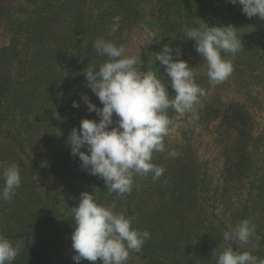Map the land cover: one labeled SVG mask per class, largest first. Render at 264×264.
<instances>
[{"label":"trees","instance_id":"16d2710c","mask_svg":"<svg viewBox=\"0 0 264 264\" xmlns=\"http://www.w3.org/2000/svg\"><path fill=\"white\" fill-rule=\"evenodd\" d=\"M210 1L213 0H161L160 12L172 15L176 22L174 28L178 29L175 32L176 38H179L172 46L174 50H181L182 60L194 44L193 40L186 38L185 28L197 27L194 18L201 17L200 10ZM1 2L0 31L7 33L8 41L0 48V174L9 164L16 163L21 176V186L12 198L18 201L16 207L21 216L15 225L17 231L3 234L5 237L24 238L28 253H20L21 258L41 261V264H58L50 257L51 261L48 257L40 259L39 244L56 242L62 229L68 232L71 226L75 227L73 207L78 206L80 194L84 191L93 193L98 203L112 207L117 205L114 211L121 204L125 206V211L132 208L131 214L144 204L160 206L145 218L146 223L143 222L139 229L150 233V239L138 252L141 261L145 262H153L154 256L159 260L167 255L173 258L175 252L180 254L182 245L194 243L195 252L210 264L213 251H207V245L212 238L201 237L194 228L198 224L192 223L193 216L203 210L201 207L214 208V203L226 200L241 202L243 206L236 209V213L241 214H237L240 219L254 213L256 218L264 220V171H258L255 158L246 149L249 142L254 148L259 138L247 141L250 122L236 103L230 102L226 107L206 104L203 112L208 116L221 115L223 119L212 129L219 136L214 142L222 147L223 156L222 166L215 174L209 172L207 162L199 160L188 147L190 145L175 144L172 148L164 141L166 150L154 152L152 160L165 169L161 177L153 180L151 174L136 176L132 192L120 196L109 192L102 179L84 171L78 156L71 154L67 141L72 129L78 130L84 118L97 122L99 119L95 112L87 110L82 97L87 95L93 103L102 107L98 97L86 86L84 74L87 67L98 68L107 59L97 53L93 43L98 38H104L117 45L122 44L131 25L126 22L132 23L138 16L136 6L129 7L126 0H14L15 4L11 6H4ZM227 8L229 13L218 17V22L211 20L210 26L232 24L238 31L246 22V19L242 21L246 15L239 7L230 5ZM215 14L212 16L215 17ZM116 16L121 17L119 29L110 35ZM156 22L159 25L158 18ZM166 23L169 25L168 21ZM262 43L259 40L244 54L261 47ZM140 58L144 71H148L149 65L158 78L169 83L170 78L159 61L155 62L153 58L154 61L151 59L150 62L143 52ZM73 101L79 104L78 108L72 106ZM225 117L228 126L233 127V133L226 127ZM42 131L44 133L41 134ZM36 141L41 142L38 147L33 145ZM25 148L31 151L23 152ZM173 149L178 155L170 157L168 151ZM56 181L61 183L67 199L62 219H57L53 213L55 200L59 199L52 192ZM0 182H3L0 188H3L2 178ZM42 197L55 200L50 202V209L46 211L48 221L39 224V210L33 206ZM141 214L138 211L136 217ZM224 229L232 230L226 223ZM217 241L220 240L213 244ZM235 242L224 241L220 250L233 247ZM68 251L67 248L66 257L60 264H75L72 259L75 253ZM188 262L186 257L179 264ZM80 264L97 262L82 260Z\"/></svg>","mask_w":264,"mask_h":264},{"label":"clouds","instance_id":"9594fccd","mask_svg":"<svg viewBox=\"0 0 264 264\" xmlns=\"http://www.w3.org/2000/svg\"><path fill=\"white\" fill-rule=\"evenodd\" d=\"M242 6L248 17L264 20V0H227ZM120 16L113 18L110 35L119 29ZM232 24L209 26L201 20L198 27L185 28L187 39L194 41L197 53L207 64L210 85L225 81L234 71L232 60L222 53L235 56L244 49L241 36ZM93 47L107 59L99 67H87L84 74L87 87L98 97L102 107L93 103L87 95L84 100L87 110L99 118H84L79 129L73 128L68 137L71 154L78 156L81 168L88 174L104 181L111 193L130 194L136 176H148L158 180L165 169L152 162L154 152H164V138L172 123L167 112L193 113L206 94L196 82L192 67L180 59L181 50L163 45L155 54V62L164 66L171 88L169 96L165 85L156 72L143 70L139 55H126L124 45L98 38ZM74 108L79 104L73 101ZM115 116V119H114ZM198 118V117H196ZM81 149H84L83 151ZM170 157L178 152L168 151ZM0 178L4 186L0 199L10 201L21 186V176L16 163L9 164ZM75 228L71 234L72 256L75 264L82 260L100 261L101 264H127L131 252H140L150 239L147 230L134 228L133 217L117 213L112 206L98 203L93 193L80 194L79 204L73 207ZM256 232L255 224L242 220L230 232L225 231L224 240L238 241L243 247ZM21 250L0 232V264H13ZM216 264H264L248 251L240 252L229 246L218 252Z\"/></svg>","mask_w":264,"mask_h":264},{"label":"rangeland","instance_id":"374dc122","mask_svg":"<svg viewBox=\"0 0 264 264\" xmlns=\"http://www.w3.org/2000/svg\"><path fill=\"white\" fill-rule=\"evenodd\" d=\"M1 3L4 6L15 4L14 0H2ZM126 3L129 7L132 8L136 6L138 9V16L134 22H126V24H131L129 32L122 43L126 49V55L140 56L141 52H143L151 62V59L154 61L155 54L161 51L160 48H162L163 45L169 44L173 48L172 45L176 42L175 40L179 38H176L177 34L175 32L178 31V29L176 27L174 28V23L176 22L173 21L172 15L168 16L166 12H160L163 5L161 0H126ZM230 5L239 7L240 11H242V6L239 4L233 5L228 3L227 0L210 1L209 5L206 4L205 8L199 9L201 11V17L197 19L195 16L194 19H196L195 21L198 24H196V26H199L201 20L209 26L212 23L211 20L213 22H218V17H222L226 13H229L227 7ZM213 14H215V17L212 16ZM157 18L159 19V25L156 22ZM245 19L246 22H244L237 31V35L241 36L244 49L239 51L235 56L226 53L222 54L227 59L232 60L234 67L232 74L225 81L210 85L207 76V64L197 53L193 44L192 50L186 53V57L183 58V60L187 61L189 66L192 67L195 82L205 90L206 94L200 97V103L195 106V117L193 113H185L183 115L177 114L171 108H169L167 112L172 123L170 125L169 134L164 138V141L171 144L172 148L175 144L190 145L188 147L193 150L199 160L207 162V168H209V172L212 174H215V171L222 166L223 161V156L221 155L222 147L216 145V142H214L215 139H219V136L212 129L217 122H223V119L221 115L214 117L213 115H205L203 112L206 104L213 107H226L230 105V102L236 103L241 111H244L248 116V123L250 122L249 125L251 126V130L247 141L253 140L255 137L259 138L254 148H251L252 143L249 142L250 144L248 143L246 149H248L247 151H251L250 154L255 158L254 160L258 171H264V20H261L259 17L247 18L245 16L242 21ZM166 21H168L169 25ZM259 40L263 41L261 47L252 50L250 53L244 54L247 49L251 50L254 45L256 46L255 43ZM7 41V33L0 31V48L3 47ZM147 69L151 70L149 65ZM163 83L167 85L165 82ZM167 88L169 96L173 97L175 91L171 88V85L168 84ZM224 122L226 127L229 128V131L233 133V127L228 126L229 124L227 123L226 117ZM42 133L44 132L42 131L41 134ZM1 138L3 139L4 137L1 136ZM40 143V141H36L33 145H37L38 147ZM29 151L31 150L25 148L23 152L29 153ZM52 178L54 179V177ZM1 184H3V182H0V185ZM52 192L54 195H57L59 199L55 200L53 198L42 197V199L37 200L33 206L34 209L39 210L37 212L39 224L48 221L47 218L49 216L46 211H49L51 201L55 200L53 213L57 219H62L61 213H66L67 199L62 192V185L60 182L57 183L56 181L52 186ZM226 201L227 202L214 203V208L207 206L201 207L203 210L200 214L193 216L194 220L192 223L196 224V226L198 224V227L194 228L201 234V237L212 238V241L207 245V251H213V259L212 262L209 263L216 264V258H218L217 254L221 251V245H223L222 243L224 241L226 242L223 238L225 232V229L223 230L224 223H226L229 228L234 229L244 219H249L251 223L255 224L256 232L243 247H240L239 242L236 241L233 246L234 250L240 252L248 251L259 258H264V220L256 218L254 213L244 215V219H240L238 215L241 216V214L236 213V209L237 207L241 208L243 206L241 202L235 203V201ZM17 202L18 201L11 199L10 203H7L5 200L0 199V232L16 233L17 230L15 225L21 217L20 213L17 211ZM131 202H133V200ZM160 204L159 202L158 205ZM115 206L112 208H115ZM158 207L160 206L152 207L144 204L137 208L135 214H131L133 213L131 211L132 208H127V211H125V206L121 204L116 208L115 212L133 217L132 226L140 229L143 222L146 223L145 218L149 217V215H151L150 213L153 211H157L156 208ZM138 211L142 213L140 217H136ZM262 215H264V212ZM139 220H141V223ZM71 227L68 232L66 229H62L59 234L60 237L56 242L52 241V243L48 241L44 242L42 245L39 244L40 259L44 257H48L49 259L50 257L52 261H56L60 264L66 257L67 248L69 250L68 253H74L71 247L72 241L67 243V241L71 239L70 236L75 228ZM220 236H222V238ZM6 238L12 241L14 245L18 242L21 246V250L13 264H41V261L21 258L20 253H28L24 238ZM33 238L37 239L35 235H33ZM216 240L220 241L213 244ZM195 248L196 246L194 243L192 245H182L179 255L177 251L173 254V258L167 255L163 256L160 260L154 256L153 262L152 260L148 262L141 261L140 255L137 252H131L127 264H167L168 261L169 264H171V262L172 264H179L185 261L186 257L189 258L188 264H208L206 263L207 260H202L204 257L201 259L202 256L199 255L198 252H195ZM50 259L49 261H51ZM214 259H216V261ZM165 260L167 261L166 263L161 262ZM202 261L204 263H202ZM96 262L97 264L101 263L99 260Z\"/></svg>","mask_w":264,"mask_h":264}]
</instances>
